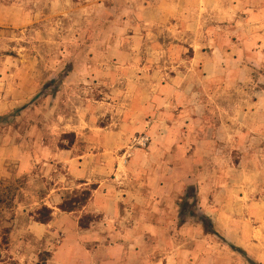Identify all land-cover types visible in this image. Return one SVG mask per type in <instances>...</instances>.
Returning a JSON list of instances; mask_svg holds the SVG:
<instances>
[{
	"label": "rangeland",
	"instance_id": "obj_1",
	"mask_svg": "<svg viewBox=\"0 0 264 264\" xmlns=\"http://www.w3.org/2000/svg\"><path fill=\"white\" fill-rule=\"evenodd\" d=\"M4 2L0 147L11 152L14 166L21 153L28 155L33 169L16 184L17 169L9 171L10 185L0 188V208L9 212L18 196L30 205L35 221L51 189H61L60 210L82 190L117 179L121 168L120 177L154 176L162 184L182 187L173 200L176 227L188 228L178 245L184 261L264 264L250 254H264V247L239 245L264 225V216L253 207L264 199V104L253 107L264 100V71L225 72L208 82L190 48L198 32L164 16L158 24H140L138 12L113 0L60 17L47 9L37 17V8L27 2L34 20L23 26L5 24ZM11 13L18 20L22 10ZM195 29L211 33L207 23ZM209 45L204 41L198 48L210 50ZM215 60L229 64L226 58ZM70 162L76 167L71 169ZM133 165L134 174H127ZM193 195L189 207L212 220L214 234H206L190 216L181 222L184 202ZM73 213L78 224L91 215L90 227L103 220L90 209ZM11 221L16 224L15 213H0V225ZM13 251L18 259L9 264H46L51 257L44 250L35 251L33 259L26 258L30 249Z\"/></svg>",
	"mask_w": 264,
	"mask_h": 264
},
{
	"label": "crops",
	"instance_id": "obj_2",
	"mask_svg": "<svg viewBox=\"0 0 264 264\" xmlns=\"http://www.w3.org/2000/svg\"><path fill=\"white\" fill-rule=\"evenodd\" d=\"M110 1L112 0H5L2 7L7 11L5 24L23 26L33 23V4L37 8V17L42 15L43 9H47L52 17H60L68 15L72 9L92 10L94 3L103 5ZM113 1L117 6L138 12L140 24L144 22L155 25L164 16L166 19H179L180 24L192 28L190 31L198 32L196 44L190 48L194 56L203 63V71L206 74L204 78L208 82L215 81L225 72L264 71V0ZM27 2H32V6L26 4ZM18 9L22 10V14L16 20L17 16L13 13L9 15L8 10ZM205 23L211 33L204 34L195 29V26L205 27ZM226 25L228 27H225ZM221 26L227 28V31L220 32ZM204 41L210 42V50L198 48ZM216 58H226L229 64H222L220 60L219 63ZM262 104L264 100L257 102L253 107L257 109ZM21 154L16 161L17 165L14 166L11 152L0 147V188L6 184L10 185L9 171H13L14 167L17 169L14 180L32 172L33 166L29 163L28 155L23 157ZM68 165L71 169L76 167L74 162ZM133 169L134 165L130 166L126 173L134 174ZM118 171L117 179L100 183L90 203L84 208V211L90 209L102 216L101 224L92 225L83 231L80 230L79 224L73 221L75 213L58 209L63 202L61 189H51L47 197L41 200L44 206L54 209L50 224L34 221L28 210L30 205L21 203L17 196L14 208L9 210L11 214H16V224L11 221L10 224L2 222L0 225V264H9L10 261L18 259L13 256L14 249H30L27 259H33L31 256H34L35 251L50 252L51 257L46 264L191 263L182 259L183 249L178 248L179 243L180 246L183 244V238L180 236L186 234L188 228H178L174 221L177 213L173 200L174 191L179 192L182 187L162 184L160 179L154 176L144 179L134 175L126 177L124 173L120 177L121 168ZM148 174L149 172L145 175ZM259 179L262 180V177ZM17 182L14 181L15 184ZM187 183L194 184L197 181ZM87 185L84 183V186ZM23 190L21 187L18 194ZM203 199L206 200V197ZM254 205V213L264 216V199ZM9 212L0 208L1 214L7 215ZM194 231L199 232L198 229ZM252 232L255 237L250 241L240 240L239 245L251 250H261L264 247V225L256 226ZM61 233L64 234L63 239L56 245ZM250 254L256 255V259L264 263L262 252L250 251Z\"/></svg>",
	"mask_w": 264,
	"mask_h": 264
},
{
	"label": "trees",
	"instance_id": "obj_3",
	"mask_svg": "<svg viewBox=\"0 0 264 264\" xmlns=\"http://www.w3.org/2000/svg\"><path fill=\"white\" fill-rule=\"evenodd\" d=\"M191 192H194V188H189ZM97 190V186H91L90 188L84 189L81 192L77 193L71 199L65 201L59 208L61 211L66 213L79 212L83 208L86 207L88 202L92 199L94 191ZM194 199L193 195L190 198H186L184 205L181 210V219L182 223H184L185 218L188 216L194 218L199 224L202 225L204 232L206 234H214V226L212 220L204 215L198 214L196 211L192 210L189 207V200ZM53 211L46 206H43L35 216V221L40 224H49L52 221ZM94 222L92 220L91 215H86L80 219L79 225L81 229H88L91 223Z\"/></svg>",
	"mask_w": 264,
	"mask_h": 264
}]
</instances>
